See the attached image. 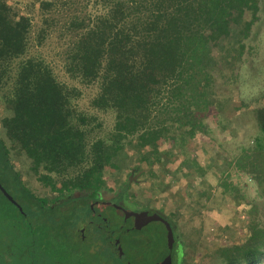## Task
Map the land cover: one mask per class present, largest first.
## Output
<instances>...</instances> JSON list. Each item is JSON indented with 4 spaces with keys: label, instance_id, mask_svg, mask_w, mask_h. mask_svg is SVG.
Masks as SVG:
<instances>
[{
    "label": "trees",
    "instance_id": "obj_1",
    "mask_svg": "<svg viewBox=\"0 0 264 264\" xmlns=\"http://www.w3.org/2000/svg\"><path fill=\"white\" fill-rule=\"evenodd\" d=\"M96 1L100 10L71 14L62 26L69 38L65 71L83 84L98 81L91 106L114 114L111 131L90 138L102 124L95 123V114L77 109L80 89L60 81L43 58L28 55L32 16L0 0V88L10 84L3 94L7 113L0 125V172L27 197L35 198L22 184L17 157H24L38 179L54 190L97 194L107 189L106 171L125 162L127 148L144 160L152 155L156 141L174 129L193 136L199 119L223 104L215 90L218 81L238 77L261 2ZM39 7L45 15L58 9L60 0H39ZM45 34L42 27L37 44ZM255 113L261 129L255 142L261 155L264 105ZM261 162L264 171V156ZM60 174L65 177L58 188L55 175ZM136 174L130 172L125 185ZM0 181L9 192L7 183ZM0 195L5 197L2 191ZM245 227L237 240L229 237L215 245V251L227 264H264V226ZM178 243L177 239L174 264L182 262Z\"/></svg>",
    "mask_w": 264,
    "mask_h": 264
},
{
    "label": "rangeland",
    "instance_id": "obj_2",
    "mask_svg": "<svg viewBox=\"0 0 264 264\" xmlns=\"http://www.w3.org/2000/svg\"><path fill=\"white\" fill-rule=\"evenodd\" d=\"M6 1L16 11L28 13L33 18L28 55L43 58L60 81L79 88L81 95L75 100L77 109L95 114V123L102 124L94 128L90 138L107 135L112 129L114 114L96 111L91 106L92 98L99 91V82L83 84L71 78L63 66L69 39L62 27L65 21L71 14L84 16L96 12L101 4L96 0H60L58 9L44 15L39 0ZM44 16L50 20L45 21ZM42 27L46 28V36L41 44H37ZM246 42L249 50L239 66L238 77L221 79L216 85L222 106L215 105L199 119V127L193 136L174 129L156 141L152 155L144 160H140L139 152L127 148L123 153L125 162L105 173L107 191L121 188L132 207L159 209L169 218L183 248L181 264H227L215 251V245L228 241L229 237L237 240L248 223L264 226V171L261 162L264 154H259L255 142L256 136L261 134L255 109L264 105V0L260 2L259 19ZM16 64L17 60L14 61ZM9 88L10 84L0 88V125L7 113L3 94ZM16 166L21 172L22 183L25 182L36 194H53L43 188L24 157H17ZM130 172L138 174L125 185ZM63 177L65 174L55 175L57 184ZM0 179L7 183L12 195L17 196L19 190L11 186V178L1 173ZM8 198L0 195V253L2 261L24 264V258L17 252L24 251L31 243V237L24 234L30 227L27 224L22 230L19 222L16 224L17 219L10 218L17 210ZM149 228L150 232H143V237L146 240V259L151 260L165 249V237L156 223ZM32 236L34 249L43 254L35 259L38 264H52L50 249L60 253L58 249L61 251L66 245L65 235L57 230L35 229ZM129 246L123 249L122 252L125 250L128 254H122V258L130 264L143 261L144 255L140 256L137 251L141 246ZM76 254H73L75 258ZM120 260L113 257L114 263L119 264Z\"/></svg>",
    "mask_w": 264,
    "mask_h": 264
},
{
    "label": "flooded vegetation",
    "instance_id": "obj_3",
    "mask_svg": "<svg viewBox=\"0 0 264 264\" xmlns=\"http://www.w3.org/2000/svg\"><path fill=\"white\" fill-rule=\"evenodd\" d=\"M22 184L34 194L35 198L27 197L21 188L17 194V204L13 202L17 212L10 218L17 219L16 224L19 222L18 226L22 230L27 224L30 227L24 234L31 237V243L24 251L17 252L24 258V264H38L35 263V259L43 256L40 251L34 249L32 235L33 230L45 228L57 230L65 235L66 245L61 251L58 249L60 253H57L56 249H50V254L53 256L52 264H117L113 261L114 256L121 259L119 264H130L122 258V254H128L125 250L122 252L128 244L132 248L135 244L141 246L137 251L141 253L140 256L144 255V258L138 264H160L162 261L164 249L161 248L160 256L157 254L151 260L146 259L147 248L143 232L147 230L150 232L151 225L135 219L134 214V212L153 210L167 218L161 210L152 208L139 210L132 207L126 192L121 188L115 189L114 192L103 189L100 193L94 194L80 190L69 191L68 188L62 191L54 190L51 185L41 183L43 188L53 194L38 195L25 182ZM56 185L61 188L63 183ZM120 193L124 196L121 197ZM170 223L172 225L171 221ZM172 227L175 234L172 251V264H174L177 236L175 227L173 225ZM75 253L77 258L73 255ZM7 261H2V253H0V264H10Z\"/></svg>",
    "mask_w": 264,
    "mask_h": 264
},
{
    "label": "water",
    "instance_id": "obj_4",
    "mask_svg": "<svg viewBox=\"0 0 264 264\" xmlns=\"http://www.w3.org/2000/svg\"><path fill=\"white\" fill-rule=\"evenodd\" d=\"M0 188L10 200L17 204L16 199L13 198V196L6 190L2 183H0ZM134 214L135 219L140 220L143 223L147 222L151 225H155L156 223V225L159 226L165 237L164 256L162 261H160V264H172V251L175 242V234L170 221L160 213L153 210H145L140 213L134 212Z\"/></svg>",
    "mask_w": 264,
    "mask_h": 264
}]
</instances>
